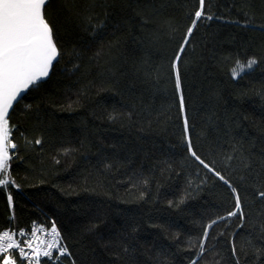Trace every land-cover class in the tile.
<instances>
[{"label":"trees","instance_id":"trees-1","mask_svg":"<svg viewBox=\"0 0 264 264\" xmlns=\"http://www.w3.org/2000/svg\"><path fill=\"white\" fill-rule=\"evenodd\" d=\"M198 3L52 0L68 54L10 114L19 188L9 189L11 205L0 192V230L55 219L78 264H190L203 226L234 199L191 157L187 136L237 187L245 212L240 229L236 217L209 229L199 264H234V232L239 264H264V0H205L212 18L197 21L181 56L185 133L171 62ZM89 15L105 20L102 33L92 34ZM250 57L258 63L233 77ZM126 233L128 253L116 242Z\"/></svg>","mask_w":264,"mask_h":264},{"label":"snow or ice","instance_id":"snow-or-ice-1","mask_svg":"<svg viewBox=\"0 0 264 264\" xmlns=\"http://www.w3.org/2000/svg\"><path fill=\"white\" fill-rule=\"evenodd\" d=\"M51 2L52 0H0V192L6 193L9 205L13 202L12 191L9 189L12 186L19 188V185L11 177L12 153L17 149V145L13 141L10 114L15 111L14 106L23 101L25 93L31 94L40 89L46 82L45 78H50L54 64L58 66L63 57L68 54L63 46L64 41L60 29L49 14ZM204 7L205 0H199L198 8L193 14L192 24L179 43L175 57L171 62L178 94L179 112L185 133L189 129V117L181 88V56L197 21L202 17L212 18L205 14ZM85 19L88 21L93 35L102 33L103 29L107 27L105 20L94 22L91 15ZM261 30H264V25L261 26ZM73 55L79 57V53L76 51L73 52ZM257 63L258 61L254 57L248 58L246 63L237 60V66L232 70L231 75L233 77L244 75L251 71ZM78 68V64H73V70H78ZM25 107L30 108L31 105H25ZM186 142L187 151L191 157L199 165L213 173L233 194L234 210L228 211L226 217H236L239 220L237 229L242 228L245 224V212L237 187L216 169L214 161L206 163L201 158L190 137L186 136ZM40 143V139L35 140V144L39 145ZM106 167H111V165L108 164ZM258 196L264 198V191H258ZM226 217L218 216L203 226V239L199 244V251L196 253L197 259L191 260L190 264H199V261L204 258L203 254L207 251L204 241L209 237V229L218 222L226 220ZM14 219V214H12L9 224ZM135 231L136 229L133 227L132 232ZM261 232L264 233V223L261 224ZM237 234L234 232L230 241L234 264L240 262L235 239ZM261 238L264 239V236ZM133 239L131 233H126L116 242L124 253H128ZM113 242L112 239H109L105 247ZM247 243L252 245L251 240ZM252 247L255 246L252 245ZM256 252L258 255H264V250L256 249ZM115 255L118 260L121 258L119 252ZM42 257L47 258L44 264H63V258H67L69 264H78L79 257L74 255L65 243V237L55 219L51 221L50 227L33 222L29 230H25L23 227L15 231L11 227L0 230V264H41ZM102 264H111V262H102ZM128 264H136V261L130 258ZM215 264H220V260H216Z\"/></svg>","mask_w":264,"mask_h":264},{"label":"built area","instance_id":"built-area-1","mask_svg":"<svg viewBox=\"0 0 264 264\" xmlns=\"http://www.w3.org/2000/svg\"><path fill=\"white\" fill-rule=\"evenodd\" d=\"M45 226V225H44ZM45 227H50V226H45ZM12 230H17V229H13V228H11ZM30 229V227L29 228H25V230H29ZM54 255H55V253H54ZM45 259H47V258H44V257H42L41 258V264H43V261L45 260Z\"/></svg>","mask_w":264,"mask_h":264}]
</instances>
